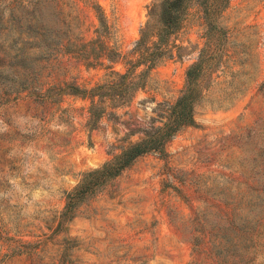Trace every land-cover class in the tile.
I'll use <instances>...</instances> for the list:
<instances>
[{
    "label": "rangeland",
    "instance_id": "obj_1",
    "mask_svg": "<svg viewBox=\"0 0 264 264\" xmlns=\"http://www.w3.org/2000/svg\"><path fill=\"white\" fill-rule=\"evenodd\" d=\"M154 1L0 0V43L21 25L11 10L27 18L37 9L65 44L43 63L34 92L16 95L4 87L14 80L0 77V264H264V0H229L221 12L193 1L172 36L173 55L131 102L107 104L93 128L91 99L59 92L68 83H104L106 65L126 72L122 58L105 66L86 60L104 46L135 58ZM98 3L107 19L100 37ZM214 46L220 64L196 105L197 125L179 131L165 153L138 157L65 216V192L81 173L159 124V103L176 100L187 68ZM13 179L29 197L36 189L48 195L27 211Z\"/></svg>",
    "mask_w": 264,
    "mask_h": 264
},
{
    "label": "trees",
    "instance_id": "obj_2",
    "mask_svg": "<svg viewBox=\"0 0 264 264\" xmlns=\"http://www.w3.org/2000/svg\"><path fill=\"white\" fill-rule=\"evenodd\" d=\"M193 1L211 6V11L221 12L226 9L229 0H155L149 6V19L140 30V38L136 41L132 54L135 58L104 46L103 54L94 60L87 59V66L102 65L104 60L110 62L125 59L128 65L126 72H119L112 66L109 77L104 83L91 89L76 84H65L59 92L68 90L74 95H83L91 99L89 126L97 125L99 118L104 114L107 104L122 106L131 102L135 93L145 86L146 78L158 62L170 50L172 36L182 27L188 9ZM100 21L97 32L99 37L107 27V19L102 6H94ZM210 11V10H207ZM11 19L21 23L20 26L11 27L7 36L0 43V77L14 80V84H5V89L13 87L15 94L24 90L34 92L37 89L35 80L45 69L44 62L51 56L61 52L65 44L56 40L55 31L47 28L40 18L37 9L26 17L25 12L11 10ZM5 13L0 11V30L3 26ZM25 20L23 21V19ZM10 21V20H8ZM6 29V28H4ZM17 33V35L15 34ZM8 43V44H7ZM181 49L182 46H176ZM212 54L207 55L203 49L198 59L186 71V83L179 96L172 103H159L161 107L159 118L153 120L143 129V136L123 146L119 153L105 161L96 168L83 171L79 182L65 192V216L74 217L76 209L93 197L100 189L122 174L138 157L156 151L165 153L166 144L184 127L195 126V108L203 98L206 89L211 85V73L220 64L215 56L216 47ZM110 77H112L110 79ZM8 101L9 96H2Z\"/></svg>",
    "mask_w": 264,
    "mask_h": 264
},
{
    "label": "clouds",
    "instance_id": "obj_3",
    "mask_svg": "<svg viewBox=\"0 0 264 264\" xmlns=\"http://www.w3.org/2000/svg\"><path fill=\"white\" fill-rule=\"evenodd\" d=\"M11 183L15 186L16 190L21 194L22 196V202L29 204V209L27 211H32V205H35L36 203L44 200L47 197V192L42 189H36L34 191H31L30 197H29V191L23 188L19 182L15 179L11 181Z\"/></svg>",
    "mask_w": 264,
    "mask_h": 264
}]
</instances>
